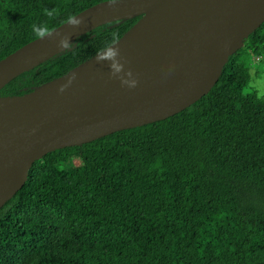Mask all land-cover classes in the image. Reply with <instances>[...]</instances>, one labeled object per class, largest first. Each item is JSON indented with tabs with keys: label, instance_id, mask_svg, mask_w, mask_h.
<instances>
[{
	"label": "trees",
	"instance_id": "trees-1",
	"mask_svg": "<svg viewBox=\"0 0 264 264\" xmlns=\"http://www.w3.org/2000/svg\"><path fill=\"white\" fill-rule=\"evenodd\" d=\"M99 1L0 0V59L37 38L32 25L52 29ZM140 16L84 33L0 97L64 74ZM261 53L264 22L190 106L35 160L0 207V264H264V96L246 92L244 66ZM75 157L81 171L66 168Z\"/></svg>",
	"mask_w": 264,
	"mask_h": 264
},
{
	"label": "water",
	"instance_id": "water-1",
	"mask_svg": "<svg viewBox=\"0 0 264 264\" xmlns=\"http://www.w3.org/2000/svg\"><path fill=\"white\" fill-rule=\"evenodd\" d=\"M141 15L116 41L64 74L31 91L1 97L0 207L24 184L32 163L46 153L112 132L164 119L190 106L217 82L228 57L264 22V0H107L52 28L0 59V89L41 63L58 44L56 32L74 42L104 23ZM119 49L123 70L112 75L110 61H97L107 47ZM38 59V60H37ZM131 71L132 75L125 73ZM75 79L64 89L60 85ZM120 76L136 80L122 84Z\"/></svg>",
	"mask_w": 264,
	"mask_h": 264
},
{
	"label": "clouds",
	"instance_id": "clouds-1",
	"mask_svg": "<svg viewBox=\"0 0 264 264\" xmlns=\"http://www.w3.org/2000/svg\"><path fill=\"white\" fill-rule=\"evenodd\" d=\"M119 0H107V4L114 5L116 3H118ZM47 15H49V17L52 16L51 12H48ZM66 23L71 26V27H79L80 25H82L84 23V19L83 17H77V16H69L67 18ZM32 32L34 33V35L40 39H43L45 37H52L53 35V30L47 25V23L44 24H40V25H32ZM56 36L59 37L58 40V46L62 49H71L73 47V44L70 42V34H61L59 32L55 33ZM118 39V38H117ZM119 57V49L115 48V47H107L106 50L97 53L96 59L97 61H110V69H111V74L112 75H118L122 72L123 70V65L120 63V60L118 59ZM126 76H131L132 73L131 71H128L127 73H125ZM121 80L122 84H126L129 87H135L136 85V80L134 79H125L124 76H120L119 77ZM75 79V74H73V76L69 77V80L66 84L64 85H60L58 88V91L63 92L64 89L68 86V84H71L72 80Z\"/></svg>",
	"mask_w": 264,
	"mask_h": 264
},
{
	"label": "rangeland",
	"instance_id": "rangeland-1",
	"mask_svg": "<svg viewBox=\"0 0 264 264\" xmlns=\"http://www.w3.org/2000/svg\"><path fill=\"white\" fill-rule=\"evenodd\" d=\"M74 42L71 43L74 45ZM244 66L250 77L246 92L251 89L258 97L264 96V53L246 56ZM66 168L75 171L83 169L81 161L77 157L72 158Z\"/></svg>",
	"mask_w": 264,
	"mask_h": 264
},
{
	"label": "bare ground",
	"instance_id": "bare-ground-1",
	"mask_svg": "<svg viewBox=\"0 0 264 264\" xmlns=\"http://www.w3.org/2000/svg\"><path fill=\"white\" fill-rule=\"evenodd\" d=\"M61 50H63V49L60 48V47L58 46V44H55L52 48H49V49L45 50V51L43 52L42 57H40V58H42V59L47 58V57H49L50 55H52V54H54V53H56V52H59V51H61ZM37 60H38V59H37ZM4 102H5V99L0 97V106H1Z\"/></svg>",
	"mask_w": 264,
	"mask_h": 264
}]
</instances>
